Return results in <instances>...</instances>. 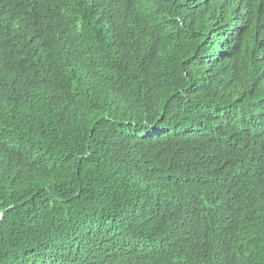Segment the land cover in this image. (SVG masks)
<instances>
[{"label":"trees","instance_id":"1","mask_svg":"<svg viewBox=\"0 0 264 264\" xmlns=\"http://www.w3.org/2000/svg\"><path fill=\"white\" fill-rule=\"evenodd\" d=\"M0 264H264V0H0Z\"/></svg>","mask_w":264,"mask_h":264}]
</instances>
